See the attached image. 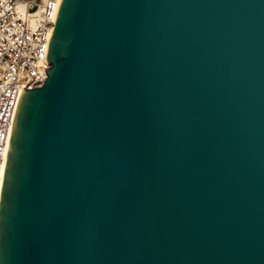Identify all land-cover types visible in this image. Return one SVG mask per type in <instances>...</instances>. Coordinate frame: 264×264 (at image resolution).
Here are the masks:
<instances>
[{
  "label": "water",
  "instance_id": "obj_1",
  "mask_svg": "<svg viewBox=\"0 0 264 264\" xmlns=\"http://www.w3.org/2000/svg\"><path fill=\"white\" fill-rule=\"evenodd\" d=\"M48 61L0 264H264V0H62Z\"/></svg>",
  "mask_w": 264,
  "mask_h": 264
},
{
  "label": "built area",
  "instance_id": "obj_2",
  "mask_svg": "<svg viewBox=\"0 0 264 264\" xmlns=\"http://www.w3.org/2000/svg\"><path fill=\"white\" fill-rule=\"evenodd\" d=\"M62 0H0V198L22 92L44 85Z\"/></svg>",
  "mask_w": 264,
  "mask_h": 264
}]
</instances>
